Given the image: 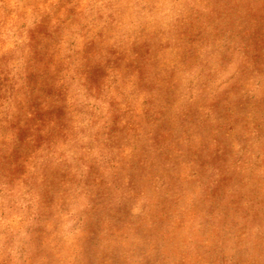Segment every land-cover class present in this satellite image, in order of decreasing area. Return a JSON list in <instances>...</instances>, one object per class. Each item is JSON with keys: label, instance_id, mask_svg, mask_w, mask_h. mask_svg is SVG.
<instances>
[{"label": "clouds", "instance_id": "clouds-1", "mask_svg": "<svg viewBox=\"0 0 264 264\" xmlns=\"http://www.w3.org/2000/svg\"><path fill=\"white\" fill-rule=\"evenodd\" d=\"M0 264H264V0H0Z\"/></svg>", "mask_w": 264, "mask_h": 264}]
</instances>
